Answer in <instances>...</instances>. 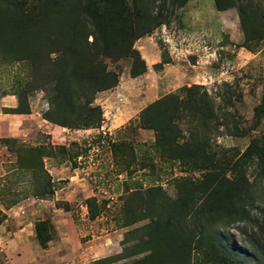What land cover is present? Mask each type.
I'll list each match as a JSON object with an SVG mask.
<instances>
[{
	"label": "trees",
	"instance_id": "1",
	"mask_svg": "<svg viewBox=\"0 0 264 264\" xmlns=\"http://www.w3.org/2000/svg\"><path fill=\"white\" fill-rule=\"evenodd\" d=\"M189 1L0 0V62L28 66L27 80L16 83L17 107L5 113L30 114V97L43 93L48 110L41 116L46 122L68 130L98 129L103 115L96 98L116 88L120 77L107 62L130 60L132 79L146 74L147 64L135 43L170 24ZM213 1L218 11L235 7L245 36L238 48L253 52L250 43H264V0ZM166 64L162 56L153 69L160 72ZM223 87L226 94H210L196 84L184 86L140 112L138 126L154 133L151 149L161 162L180 163L200 177L176 180L174 197L159 186L126 190L116 221L117 227L128 229L122 252L93 264H117L131 258L136 259L128 264H249V258H237L229 245L221 243L220 231L250 220L254 194L245 169L254 165L264 176V136L251 139L242 154L215 150L211 142L221 128L231 137L244 138L264 127V80L252 118L254 129L235 122L231 86ZM11 143L17 146L9 147ZM0 144L16 156L17 170L31 172L34 180L36 172L47 178H36L38 185L31 195L51 198L54 189L42 158L51 157L56 147H26L16 139H0ZM111 148L121 173L131 176L138 166L146 167L130 143H113ZM57 149L66 152L63 146ZM75 159L76 155L68 160ZM97 202L95 197L84 202L91 221L104 211ZM34 233L37 245L45 249L54 240L55 229L46 219L35 223ZM260 234L264 237V217ZM259 256L264 264V256Z\"/></svg>",
	"mask_w": 264,
	"mask_h": 264
},
{
	"label": "rangeland",
	"instance_id": "2",
	"mask_svg": "<svg viewBox=\"0 0 264 264\" xmlns=\"http://www.w3.org/2000/svg\"><path fill=\"white\" fill-rule=\"evenodd\" d=\"M242 32L234 6L218 11L213 0H190L177 11L170 24L135 43V49L147 64L146 74L132 79L128 75L130 60L117 64L107 62L111 70L120 72L119 84L97 96L95 105L101 107L103 122L98 129L91 130H62L41 122L40 116L48 110L43 93L29 99L30 114L40 121L24 120L21 124L3 117L1 114H6L8 109L2 104H12L7 99L2 102V97L16 98V83L27 80L28 66L0 62V139H16L19 145L32 148L56 147L51 150V157L42 158L54 195L41 200L31 193L38 185L37 177L47 178L36 172L34 180L31 172L17 170L16 156L0 144L1 225L12 216L22 219V224H15V228L32 224L34 231L36 222L50 219L55 229L54 240L45 249L37 245L35 233L31 241L28 237L29 247L22 253L13 249L15 254L7 255L0 247V264H93L114 257L122 252L120 245L128 231L120 229L116 223L128 195L126 190L159 186L174 197L176 180L199 179L200 173H189L180 163L161 162L151 149L154 133L138 126L140 112L163 96L195 84L205 87L210 94H226L223 85L228 84L235 102V122L254 129L252 118L261 100L264 80V43L259 46L250 43L253 52L238 48L245 43ZM162 56L168 64L155 72L153 67L161 62ZM15 134L18 136L8 138ZM261 135L264 136L262 126L244 138L231 137L221 128L211 145L215 150L242 154L251 139ZM119 142L130 143L146 167L138 166L131 176L121 173L111 148L113 143ZM16 146L11 143L9 147ZM61 146L66 152L57 149ZM74 155L75 161L70 162L68 159ZM245 172L254 194L250 220L223 228L220 241L229 245L237 258H249V264H263L259 254L264 256V237L260 234L264 217V176L254 165ZM91 197L104 206L102 214L93 221L84 203ZM134 259L117 264H128Z\"/></svg>",
	"mask_w": 264,
	"mask_h": 264
},
{
	"label": "crops",
	"instance_id": "3",
	"mask_svg": "<svg viewBox=\"0 0 264 264\" xmlns=\"http://www.w3.org/2000/svg\"><path fill=\"white\" fill-rule=\"evenodd\" d=\"M9 98V99H8ZM13 98V99H11ZM9 104H12L11 106L5 105L4 103L2 104V107L4 109H14L17 107V101L16 98L10 97V96H4L2 97V102L3 100H6ZM12 100V101H11ZM3 117L10 118V120H17L20 121L22 124V121L26 120L30 122V120L35 119L37 121L52 125L45 120H43L40 116L38 119L36 116L33 114H28V115H8V114H1ZM38 116V115H37ZM39 117V116H38ZM53 126V125H52ZM55 127V126H54ZM62 130H65L61 128ZM1 130V128H0ZM19 130V129H18ZM22 131V129H21ZM11 136H18L17 134L15 135H10L8 138H13ZM20 136V135H19ZM16 138V137H15ZM22 219L17 218V217H12L8 216V218L5 220V222L0 226V247L2 248L1 251L5 252L7 255H13L15 254V251L13 252L12 250H18V252L22 250H27L29 245H28V237L30 236V241L34 238V231H33V226L30 224V229L29 226H23V227H17L15 228V224L21 225L22 223L20 222ZM25 223V222H24ZM32 226V230H31ZM17 254V253H16ZM16 256V255H14Z\"/></svg>",
	"mask_w": 264,
	"mask_h": 264
}]
</instances>
